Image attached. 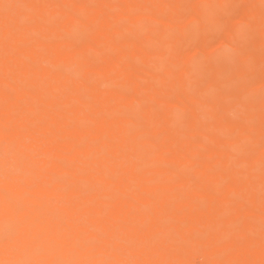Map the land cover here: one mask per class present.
<instances>
[{
  "label": "bare ground",
  "instance_id": "1",
  "mask_svg": "<svg viewBox=\"0 0 264 264\" xmlns=\"http://www.w3.org/2000/svg\"><path fill=\"white\" fill-rule=\"evenodd\" d=\"M262 87L264 0H0V262L264 264Z\"/></svg>",
  "mask_w": 264,
  "mask_h": 264
},
{
  "label": "rangeland",
  "instance_id": "2",
  "mask_svg": "<svg viewBox=\"0 0 264 264\" xmlns=\"http://www.w3.org/2000/svg\"><path fill=\"white\" fill-rule=\"evenodd\" d=\"M228 4V3H227ZM231 5V3H229V6ZM239 5H237V7H238ZM232 10H233V8H232V5L230 6V8H229V11L230 12H232ZM223 12V13H222ZM222 12H220L221 13V15L219 16V14H218V18L220 17V21H217V24H215L216 22H208L206 25L207 26H205V28H203L204 29V31L202 30L201 32H202V34H201V39L200 40H202V41H205V42H207L208 44V46H209V48L207 49V50H204V51H202V52H197L196 54H195V58H196V60L197 61H199V62H211V61H213L216 57H217V55H218V53L217 52H212L210 49H211V47H212V45L214 44V42L216 41V35L217 34H219L218 32H219V30H220V26H222L223 25V23L225 22L226 23V21L227 20H229L230 19V16H228V15H225V13H224V11H222ZM224 15V16H223ZM224 19H223V18ZM229 17V18H228ZM218 18H217V20H218ZM226 20V21H225ZM193 25H196V24H193ZM216 26V27H215ZM218 26H219V29H218ZM249 28H251V30L249 29ZM218 29V30H217ZM215 30V31H214ZM246 30V31H245ZM255 30V28L254 27H251V26H249V25H247V27L246 28H244L243 29V31H245V35H244V32H243V39H245L246 40V38H247V40H251V38H253L252 37V35L254 36V31ZM212 32V33H211ZM216 33V34H215ZM215 34V35H214ZM218 36V35H217ZM251 37V38H250ZM192 38V37H191ZM194 38V37H193ZM243 39H241V42L243 41ZM197 41V39H196V37L194 38V40L192 39V40H190L189 41V43H191V44H193L194 42H196ZM244 42H247V41H243L242 43H244ZM190 44V45H191ZM212 44V45H211ZM104 59V57L102 56V58H101V60H103ZM260 66V64H258V67ZM257 67V68H258ZM263 88V87H262ZM260 90H261V93H263V91H264V88L263 89H259V92H260ZM254 92H255V90H254ZM256 93V92H255ZM191 181L192 182H195L196 180H195V177H192L191 178Z\"/></svg>",
  "mask_w": 264,
  "mask_h": 264
},
{
  "label": "snow or ice",
  "instance_id": "3",
  "mask_svg": "<svg viewBox=\"0 0 264 264\" xmlns=\"http://www.w3.org/2000/svg\"><path fill=\"white\" fill-rule=\"evenodd\" d=\"M219 7L223 9L225 15L233 16V14L229 11V8H230L229 5H220ZM233 51L239 63L243 64L247 62V54L243 51V49L236 48V49H233ZM15 235H16L15 231L10 229L6 234V239L11 241L12 239L15 238ZM0 264H22V262H0Z\"/></svg>",
  "mask_w": 264,
  "mask_h": 264
}]
</instances>
